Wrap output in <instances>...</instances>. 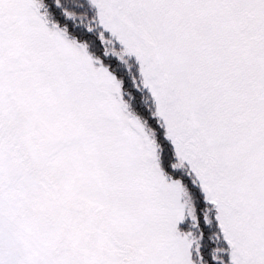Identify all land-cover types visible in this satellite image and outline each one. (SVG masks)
<instances>
[{
    "label": "snow or ice",
    "instance_id": "1",
    "mask_svg": "<svg viewBox=\"0 0 264 264\" xmlns=\"http://www.w3.org/2000/svg\"><path fill=\"white\" fill-rule=\"evenodd\" d=\"M0 264H264V0H0Z\"/></svg>",
    "mask_w": 264,
    "mask_h": 264
}]
</instances>
